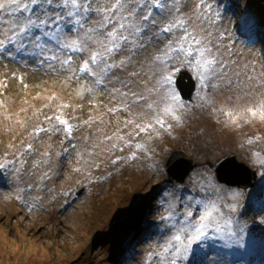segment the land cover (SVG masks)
Masks as SVG:
<instances>
[{"label": "rangeland", "instance_id": "obj_1", "mask_svg": "<svg viewBox=\"0 0 264 264\" xmlns=\"http://www.w3.org/2000/svg\"><path fill=\"white\" fill-rule=\"evenodd\" d=\"M197 2L190 0L184 10L191 14ZM208 3L217 19L209 28L214 42L222 45V59L228 62L233 82L246 83L249 75L261 79L264 0ZM174 67L181 68L179 61ZM177 73L166 90L178 92ZM63 79L33 64L25 67L22 61L0 59V163L11 162L0 169V264H145L147 254L159 250L160 217L167 208L162 204L164 193L179 196L187 190L200 198L204 194L197 184L201 182L219 190L224 197L222 207L235 208L234 212L224 208L235 235L210 232L203 248L190 251L188 259L177 264H264V167L258 163L260 157L250 152V148L259 149L264 139L251 146L245 143L251 136L264 138V125L225 126L222 114L200 107L197 94L209 93L194 78L196 88L182 122L151 139L143 133L136 136L133 144L139 142L144 149L135 159H127L134 148L120 151L123 141L115 137L131 139L127 134L132 126L124 125L128 114L109 113L116 102L104 94L80 100L76 85L65 87ZM54 94L56 99H50ZM230 96H243V92L221 84L214 94L215 106L231 107L235 101ZM62 103L71 105L63 110L69 122L79 125L74 138L68 141L63 134L50 133L30 136L37 125L48 126L44 117L53 115ZM91 117L95 123H83ZM105 136L113 139L104 140ZM29 144L34 153L21 155ZM176 149L199 164L183 182L170 179L165 171V166L173 165L166 163ZM229 153L256 170L252 186L242 189L218 183L215 172L205 164ZM117 156L120 161L112 164ZM21 163L23 170L17 171ZM239 238L242 247L235 243Z\"/></svg>", "mask_w": 264, "mask_h": 264}, {"label": "snow or ice", "instance_id": "obj_2", "mask_svg": "<svg viewBox=\"0 0 264 264\" xmlns=\"http://www.w3.org/2000/svg\"><path fill=\"white\" fill-rule=\"evenodd\" d=\"M189 2L0 0V59L22 61L25 67L33 64L45 73L62 76L65 87L76 85V96L82 101L104 94L116 102V106L108 109L109 113H127L124 125L132 126L127 134L131 139L115 137L123 141L120 151L134 148L127 159H135L136 153L144 149L139 142L133 144L136 136L143 133L151 139L161 131L169 132L174 124L182 122V114L190 110L191 101L183 100L174 89L166 90L173 83V75L181 70L174 67L177 61L194 74L200 89H208V95L197 94L200 107L222 114L225 126L240 128L253 122L264 125V73L259 80L249 75L246 83L239 79L234 83L228 62L222 59V45L214 42L209 28L217 23L212 5L208 0H198L189 14L184 10ZM220 38L223 39V34ZM239 75L235 73L237 78ZM149 82H154L152 87ZM221 84L243 92V96L228 98L235 101L231 107L215 106L214 94L221 90ZM50 99L55 100L56 95ZM70 107L67 103L58 104L53 115L44 117L48 126L37 125L29 135L38 138L41 133L63 134L71 141L79 125L70 123L63 111ZM95 121L91 117L83 123L90 125ZM110 139L113 138L104 137ZM262 139L251 136L245 143L251 146ZM111 147L115 149L117 145L113 143ZM250 152L260 157L258 163L264 167V143L259 149L250 148ZM33 153L29 144L21 155ZM120 159L117 156L111 163ZM10 163H0V169ZM23 167L21 163L17 171ZM197 188L204 194L200 198L187 190H181L184 194L179 196L175 192L164 193L162 204L166 203L167 208L160 217L159 250L149 252L145 264H177L178 260H187L190 251L205 246L203 242L210 238V232L235 235L230 230L232 220L224 212V208L230 212L235 208L221 206L224 197L215 187H206L201 182ZM241 240L235 243L242 247ZM193 245L198 247L194 249Z\"/></svg>", "mask_w": 264, "mask_h": 264}, {"label": "water", "instance_id": "obj_3", "mask_svg": "<svg viewBox=\"0 0 264 264\" xmlns=\"http://www.w3.org/2000/svg\"><path fill=\"white\" fill-rule=\"evenodd\" d=\"M175 85L179 94L184 100H191L195 90V82L191 74L182 68L175 78ZM195 86V87H194ZM185 152L173 150L167 158V163H173L171 167H166V172L170 179L183 182L196 166L197 162L193 158H187ZM214 171L218 182L231 187L246 189L254 184L257 179L256 170L250 169L247 164L238 161L234 154H229L216 159L215 162H206ZM169 166V165H168Z\"/></svg>", "mask_w": 264, "mask_h": 264}, {"label": "clouds", "instance_id": "obj_4", "mask_svg": "<svg viewBox=\"0 0 264 264\" xmlns=\"http://www.w3.org/2000/svg\"><path fill=\"white\" fill-rule=\"evenodd\" d=\"M182 68H183V67H181L180 69H182ZM187 71H188V70H187ZM188 72H189V71H188ZM189 73H190V72H189ZM190 74H191V73H190ZM177 76H178V73H177ZM177 76H176V77H177ZM191 76H192V74H191ZM176 77H175V78H176ZM192 78H193V76H192ZM193 80H194V78H193ZM194 82H195V80H194ZM174 85H175V79H174ZM195 86H196V83H195ZM175 87H176V85H175ZM195 88H196V87H195ZM176 89H177V88H176ZM177 91H178V89H177ZM194 91H195V90H194ZM178 93H179V92H178ZM193 93H194V92H193ZM183 100H184V99H183ZM185 101H188V100H185ZM229 154H230V153H229ZM207 161H208V160H207ZM207 161H206V162H207ZM215 161H216V160H215ZM215 161H214V162H215ZM238 161H240V160H238ZM206 162H205V164L208 165ZM242 162H243V161H242ZM244 163H245V162H244ZM245 164H246V163H245ZM198 165H199V164H197V166H198ZM208 166H209V165H208ZM209 167H210V166H209ZM210 168H211V167H210ZM211 169H212V168H211ZM212 170H213V169H212ZM165 171H166V169H165ZM213 171H214V170H213ZM190 172H191V171H190ZM214 172H215V171H214ZM189 174H190V173H189ZM188 176H189V175H188ZM257 176H258V175H257ZM216 179H217V178H216ZM217 181H218V180H217ZM218 183H220V182H218ZM221 184H222V183H221ZM234 187H236V186H234ZM242 189H243V188H242Z\"/></svg>", "mask_w": 264, "mask_h": 264}, {"label": "bare ground", "instance_id": "obj_5", "mask_svg": "<svg viewBox=\"0 0 264 264\" xmlns=\"http://www.w3.org/2000/svg\"><path fill=\"white\" fill-rule=\"evenodd\" d=\"M68 183H69V182L66 183V186L68 185ZM64 184H65V183H64ZM66 186H65V187H66Z\"/></svg>", "mask_w": 264, "mask_h": 264}, {"label": "trees", "instance_id": "obj_6", "mask_svg": "<svg viewBox=\"0 0 264 264\" xmlns=\"http://www.w3.org/2000/svg\"><path fill=\"white\" fill-rule=\"evenodd\" d=\"M64 99V98H63Z\"/></svg>", "mask_w": 264, "mask_h": 264}]
</instances>
